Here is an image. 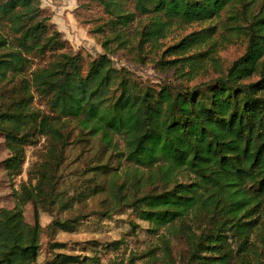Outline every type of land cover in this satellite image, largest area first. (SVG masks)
Returning a JSON list of instances; mask_svg holds the SVG:
<instances>
[{
	"label": "trees",
	"instance_id": "trees-1",
	"mask_svg": "<svg viewBox=\"0 0 264 264\" xmlns=\"http://www.w3.org/2000/svg\"><path fill=\"white\" fill-rule=\"evenodd\" d=\"M93 1L103 7L114 31L138 15L147 18L134 31L137 49L148 42L159 46L175 22H206L236 3L244 15L240 19L251 18L236 26L246 46L210 80L156 89L116 68L107 46L96 58L71 50L40 0H0V132L10 150L4 160L8 173L19 175L24 148L46 138L45 152L31 164L14 206L0 208V264H38L42 236L55 229L73 231L79 220L39 222L41 211L66 210L90 191L69 195L58 189L70 121L88 137H99L104 151H116L141 170L130 179H110L107 214L126 204L151 225V232L164 230L157 236L161 255L148 251L153 262L264 264V14L247 17L250 0ZM126 2L130 9H124ZM211 35L210 28L190 32L155 63L168 68L181 62L180 76L192 80L207 56L188 52L207 44ZM117 36L116 44L125 49L120 31ZM35 59L39 62L32 66ZM114 137H120L121 149ZM183 172L188 179L179 178ZM27 203L33 207V224L24 217ZM175 243L183 246L178 261ZM63 246L50 243L51 248ZM87 258L56 253L46 264H81Z\"/></svg>",
	"mask_w": 264,
	"mask_h": 264
},
{
	"label": "rangeland",
	"instance_id": "rangeland-1",
	"mask_svg": "<svg viewBox=\"0 0 264 264\" xmlns=\"http://www.w3.org/2000/svg\"><path fill=\"white\" fill-rule=\"evenodd\" d=\"M40 3L50 16L54 28L67 40L71 50L80 52L87 58H96L106 52L107 46L112 50L109 56L116 68L128 70L133 79L156 89L162 84L178 85L182 81L194 84L207 81L220 72H225L232 62L243 54L246 46L245 38L238 32L236 26L239 23L245 25L251 20L240 19L243 15L240 14L242 9L235 3L226 8L219 17H213L206 22L191 24L175 22L167 37L159 42V46L148 42L141 49H137L138 37H134V31L146 22L145 16L138 15L130 25L114 31L107 24L108 16L103 7L93 0H40ZM263 7L264 0H250L245 6L246 16L264 14ZM124 9H130L127 2ZM204 28L212 29L210 41L188 52L190 54L205 51L207 56L203 68L194 72L192 80L187 81L186 77L180 76L178 67L181 62L178 66L168 68L159 67L155 63L161 58L163 51L181 37ZM119 31L126 43L125 49L119 48L116 44ZM166 58L173 59L174 55L170 57L166 55ZM37 62L39 60L35 59L32 66ZM188 70L189 68L185 67L184 71ZM67 124L69 144L64 162L57 173L58 189L67 190L69 195L80 194L86 189L90 191L85 195L81 194L66 210L52 208L51 212H40L39 222L42 226H46L52 219L79 218V220L74 223L73 231L55 229L50 235L42 236L38 264L51 263L56 253L80 255L82 258L88 257V261L96 259L99 264H111L113 261L161 264L157 260L153 262L148 251L152 249L157 255H161L157 236L164 233L163 229H160L158 234L151 232V225L138 218L126 204L107 214L112 206V199L108 195L110 179L113 176L120 177V180L130 179L141 170L137 172V168L119 158L116 151H104L99 137L91 138L83 134L74 121ZM114 140L117 142V148L121 149L120 137H114ZM45 147V137H40L33 144L27 145L24 148L25 163L22 172L13 176L4 167V160L9 156L10 150L4 134L0 132V208L14 206L21 183L28 180L31 164L45 152ZM99 164L105 165L103 170H95ZM179 178L188 179L185 172ZM95 185H100L102 190L93 192ZM24 217L29 224L34 223L31 203L25 205ZM114 241L117 244L112 245ZM53 242H62L64 246L51 248L50 243ZM182 251L181 243L173 245V256L176 261ZM88 261L81 264H87Z\"/></svg>",
	"mask_w": 264,
	"mask_h": 264
}]
</instances>
